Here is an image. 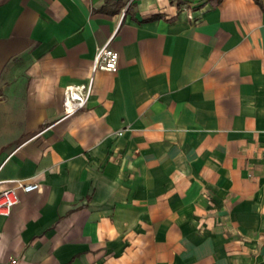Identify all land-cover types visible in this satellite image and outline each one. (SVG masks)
I'll return each instance as SVG.
<instances>
[{"label":"crops","instance_id":"crops-1","mask_svg":"<svg viewBox=\"0 0 264 264\" xmlns=\"http://www.w3.org/2000/svg\"><path fill=\"white\" fill-rule=\"evenodd\" d=\"M15 181L0 264H264V0H0Z\"/></svg>","mask_w":264,"mask_h":264},{"label":"built area","instance_id":"built-area-1","mask_svg":"<svg viewBox=\"0 0 264 264\" xmlns=\"http://www.w3.org/2000/svg\"><path fill=\"white\" fill-rule=\"evenodd\" d=\"M117 68L118 53L109 46V43L99 47L92 61L88 81L82 84L68 85L63 89V116L68 117L85 107L92 92L95 72L114 73ZM40 190V184L24 181H15L11 186L0 188V216L8 217L11 214L13 207L19 202V192H38Z\"/></svg>","mask_w":264,"mask_h":264},{"label":"trees","instance_id":"trees-1","mask_svg":"<svg viewBox=\"0 0 264 264\" xmlns=\"http://www.w3.org/2000/svg\"><path fill=\"white\" fill-rule=\"evenodd\" d=\"M217 2L219 1V0H216Z\"/></svg>","mask_w":264,"mask_h":264}]
</instances>
